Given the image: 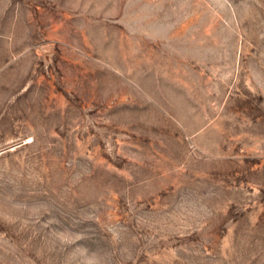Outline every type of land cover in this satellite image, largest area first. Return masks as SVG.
<instances>
[{
    "label": "rangeland",
    "instance_id": "374dc122",
    "mask_svg": "<svg viewBox=\"0 0 264 264\" xmlns=\"http://www.w3.org/2000/svg\"><path fill=\"white\" fill-rule=\"evenodd\" d=\"M0 264H264V0H0Z\"/></svg>",
    "mask_w": 264,
    "mask_h": 264
}]
</instances>
